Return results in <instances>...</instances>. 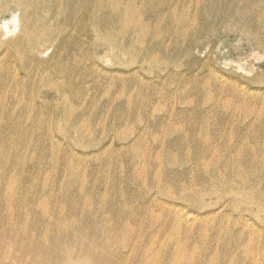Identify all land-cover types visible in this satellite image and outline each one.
I'll return each instance as SVG.
<instances>
[{
  "label": "rangeland",
  "instance_id": "374dc122",
  "mask_svg": "<svg viewBox=\"0 0 264 264\" xmlns=\"http://www.w3.org/2000/svg\"><path fill=\"white\" fill-rule=\"evenodd\" d=\"M3 24L0 264H264V0H0Z\"/></svg>",
  "mask_w": 264,
  "mask_h": 264
},
{
  "label": "bare ground",
  "instance_id": "6f19581e",
  "mask_svg": "<svg viewBox=\"0 0 264 264\" xmlns=\"http://www.w3.org/2000/svg\"><path fill=\"white\" fill-rule=\"evenodd\" d=\"M30 6H31V5H30ZM27 13H29V12H27ZM14 24H16V23L14 22ZM0 27H1V29L4 28V30L7 28L5 24L1 25ZM30 30H31V29H30L29 27H27V28H26V31H27L26 33L30 34V33H31ZM24 36H26V35H24ZM33 36H34V35H33ZM23 45H24V44H23ZM35 46H36V45H35ZM33 48H34V47H33ZM16 49H17V47H16ZM21 54H22V53H21ZM18 58H19V57H18ZM21 58H22V57H21ZM23 58H24V57H23ZM22 60H24V59H22ZM22 60H20V63H22V62H21Z\"/></svg>",
  "mask_w": 264,
  "mask_h": 264
}]
</instances>
